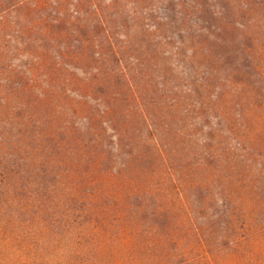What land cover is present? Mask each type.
I'll return each instance as SVG.
<instances>
[{
  "label": "trees",
  "instance_id": "obj_1",
  "mask_svg": "<svg viewBox=\"0 0 264 264\" xmlns=\"http://www.w3.org/2000/svg\"><path fill=\"white\" fill-rule=\"evenodd\" d=\"M11 9L46 29L0 53L7 238L45 214L100 222L112 209L151 230L264 113V0H0ZM127 16L139 35L119 31Z\"/></svg>",
  "mask_w": 264,
  "mask_h": 264
},
{
  "label": "rangeland",
  "instance_id": "obj_2",
  "mask_svg": "<svg viewBox=\"0 0 264 264\" xmlns=\"http://www.w3.org/2000/svg\"><path fill=\"white\" fill-rule=\"evenodd\" d=\"M23 17L16 9L0 15V53L6 58L22 37L41 36L46 29L42 24L27 27L37 19L35 13L27 21ZM131 23L127 16V27L119 31L139 35ZM28 46L25 51L34 43ZM6 74L0 70V79ZM5 93L0 87V99ZM249 122L245 149L238 150L243 156L203 167L202 180L187 185L184 210L170 205L169 215L162 213L153 229L130 218L126 209L107 211L100 222L45 214L48 222L38 217L25 239L13 232L7 238L0 229V264H264V113L252 115ZM195 186L203 188L200 200L193 194ZM218 187L224 194L213 193ZM162 220L168 222L165 228L158 224Z\"/></svg>",
  "mask_w": 264,
  "mask_h": 264
}]
</instances>
